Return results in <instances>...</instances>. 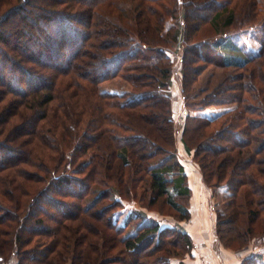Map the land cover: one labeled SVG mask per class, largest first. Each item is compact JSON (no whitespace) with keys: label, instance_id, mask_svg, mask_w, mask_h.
I'll list each match as a JSON object with an SVG mask.
<instances>
[{"label":"trees","instance_id":"16d2710c","mask_svg":"<svg viewBox=\"0 0 264 264\" xmlns=\"http://www.w3.org/2000/svg\"><path fill=\"white\" fill-rule=\"evenodd\" d=\"M135 1L130 11L120 0H0V264H174L192 256L183 228L143 213L122 224V211L136 198L164 199L190 220L174 55L183 49L188 99L207 66H231L219 51L232 46L224 38L250 27L261 32L258 52L193 104L236 106L191 116L182 142L205 185L232 194V211L217 216L222 245L242 250L264 239L260 1ZM208 26L215 34L202 37ZM118 77L131 89H102ZM261 260L264 252L241 264Z\"/></svg>","mask_w":264,"mask_h":264},{"label":"rangeland","instance_id":"374dc122","mask_svg":"<svg viewBox=\"0 0 264 264\" xmlns=\"http://www.w3.org/2000/svg\"><path fill=\"white\" fill-rule=\"evenodd\" d=\"M259 1L260 7L262 8V12L260 14L261 19H264V0ZM120 2L124 6V8H128L130 11L136 4L135 0H120ZM214 34V31L211 29V27L208 26L207 29L203 32L202 37H211ZM260 38L261 32L256 27L244 28L242 30L234 31L228 34L227 38H224V41L229 40V42L232 43L231 48L221 46V50L219 51L231 66H228V68H224L216 64L207 66V68L198 76L197 81H195V83H192L191 92H189V94L187 93L188 99L185 98L186 93H184L182 64L183 49L180 48L177 54L174 55L177 62L173 74L171 95L173 98L174 114L177 123V157L185 167L186 173L188 174L190 186L193 190L189 200H186L188 209L191 212V218L188 221L179 220L178 214L167 204L164 199L151 204L150 198H147L144 204H140L138 201L139 199L136 198L135 201L126 202L125 209L122 211L121 216L122 224H126L128 222L127 219L130 216L143 213L146 216V221H149L151 223H160L164 227H181L185 231L190 233L193 237V232L191 231L196 230V228H202L199 222L203 219V217H205V215H200L201 211L208 210L207 212L209 216L207 217L208 221L206 223L209 225L207 227V230L202 231V234L200 233L201 231H199L201 236L199 234L198 236H200L201 240L198 242H202V240L206 238L205 235H207L212 236V238L215 239L216 243L219 242V244L223 246L216 235L217 216L218 213L227 214L232 211V194L227 186L220 188H209L205 185L201 168L194 160V151H192V153L188 152L182 142L183 131L186 126L187 119L191 116H204L213 118L236 106V103L212 105L208 107L193 104H199L202 99L210 94L216 88V86L224 80L226 73H239V64L244 62L246 58L254 56L258 52V49L260 48ZM239 49H242V53H240L241 50ZM9 51L10 53H12L11 50ZM101 87L102 89L110 90L113 92H125L131 89V85L121 77L114 78L111 81H107L103 83ZM187 102L192 105L191 108L187 106ZM136 175L134 174L135 178L137 177ZM197 224L199 227L197 226ZM194 244L195 250L197 247L195 240ZM223 247L225 249L233 251L235 255L240 256L242 263L246 258L258 254L260 255L264 252V239H262V237H258L254 241H252L249 246L242 250L226 248L225 246ZM116 255H118L119 257L121 256L119 252H117ZM190 257L191 256H185L183 260L176 259L174 260V264H184V261L186 259H190ZM120 259L122 258H119L117 260L120 261ZM11 264L14 263L11 262ZM115 264L123 263L116 262ZM258 264H264V261L261 260V262H259Z\"/></svg>","mask_w":264,"mask_h":264},{"label":"crops","instance_id":"0c3cea01","mask_svg":"<svg viewBox=\"0 0 264 264\" xmlns=\"http://www.w3.org/2000/svg\"><path fill=\"white\" fill-rule=\"evenodd\" d=\"M207 211L203 210L200 213V215H205V217L199 222L202 228H196V230L191 231L193 232V238L197 247L190 259L184 261V264H241L240 256L235 255L233 251L229 249H225L219 244V242L216 243L212 236L205 235L206 238L202 240V242H198L201 240L200 236L203 233L202 231L207 230L209 225L206 223L208 221L207 217L209 216ZM199 231H201V234ZM198 234L200 236H198Z\"/></svg>","mask_w":264,"mask_h":264},{"label":"bare ground","instance_id":"6f19581e","mask_svg":"<svg viewBox=\"0 0 264 264\" xmlns=\"http://www.w3.org/2000/svg\"><path fill=\"white\" fill-rule=\"evenodd\" d=\"M193 111V110H192Z\"/></svg>","mask_w":264,"mask_h":264}]
</instances>
